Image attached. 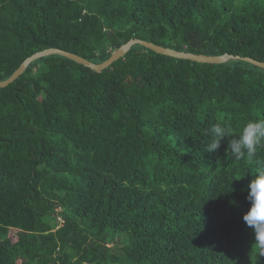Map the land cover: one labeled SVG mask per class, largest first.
Listing matches in <instances>:
<instances>
[{
    "label": "trees",
    "instance_id": "trees-1",
    "mask_svg": "<svg viewBox=\"0 0 264 264\" xmlns=\"http://www.w3.org/2000/svg\"><path fill=\"white\" fill-rule=\"evenodd\" d=\"M132 39L264 62V0H0V82ZM261 119L264 69L244 61H35L0 88V264H264L242 219L264 150L207 152L211 125Z\"/></svg>",
    "mask_w": 264,
    "mask_h": 264
},
{
    "label": "clouds",
    "instance_id": "clouds-1",
    "mask_svg": "<svg viewBox=\"0 0 264 264\" xmlns=\"http://www.w3.org/2000/svg\"><path fill=\"white\" fill-rule=\"evenodd\" d=\"M208 134L211 137V142L207 145L209 153L216 152L225 138H230L226 154L230 153L235 160H250L258 149L264 150V119L248 121L238 136L233 134V128L226 123L211 125ZM247 200L250 207L242 219L253 230L261 255H264V171L248 185Z\"/></svg>",
    "mask_w": 264,
    "mask_h": 264
},
{
    "label": "water",
    "instance_id": "water-1",
    "mask_svg": "<svg viewBox=\"0 0 264 264\" xmlns=\"http://www.w3.org/2000/svg\"><path fill=\"white\" fill-rule=\"evenodd\" d=\"M136 45H141L161 55L182 59V60H190L202 64H224L230 61L238 60V61H244L250 63L254 66L264 69V62L257 61L250 57L234 56L230 54H225L223 56L196 55L192 53L180 52L173 49L165 48L148 41H144L140 39H132L128 43L120 47L117 51H115L107 61L101 64L93 63L79 55L66 52L61 49L51 48L38 52L33 56L29 57L28 59H26L23 62V64L15 71V73L8 80L0 82V88H7L8 86L16 82L19 79V77L25 73V71L32 63L44 57H48L52 55H60L62 57L73 60L78 64L84 65L85 67L90 68L98 73H101L107 70L109 67H111L115 62L124 58L128 54V52Z\"/></svg>",
    "mask_w": 264,
    "mask_h": 264
},
{
    "label": "rangeland",
    "instance_id": "rangeland-1",
    "mask_svg": "<svg viewBox=\"0 0 264 264\" xmlns=\"http://www.w3.org/2000/svg\"><path fill=\"white\" fill-rule=\"evenodd\" d=\"M17 233H18L17 230H12L11 236H12L14 239H17ZM18 264H29V263L26 262V261L23 260V259H19V263H18Z\"/></svg>",
    "mask_w": 264,
    "mask_h": 264
},
{
    "label": "built area",
    "instance_id": "built-area-1",
    "mask_svg": "<svg viewBox=\"0 0 264 264\" xmlns=\"http://www.w3.org/2000/svg\"><path fill=\"white\" fill-rule=\"evenodd\" d=\"M61 220V219H60Z\"/></svg>",
    "mask_w": 264,
    "mask_h": 264
}]
</instances>
